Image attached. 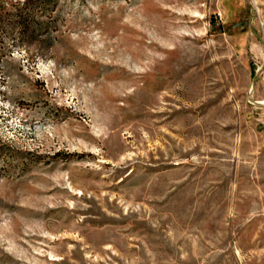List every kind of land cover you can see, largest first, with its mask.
Wrapping results in <instances>:
<instances>
[{
  "label": "rangeland",
  "instance_id": "374dc122",
  "mask_svg": "<svg viewBox=\"0 0 264 264\" xmlns=\"http://www.w3.org/2000/svg\"><path fill=\"white\" fill-rule=\"evenodd\" d=\"M0 264H264V0H0Z\"/></svg>",
  "mask_w": 264,
  "mask_h": 264
}]
</instances>
